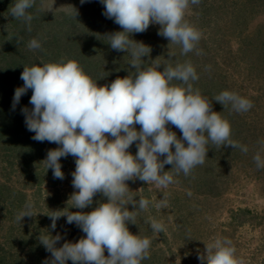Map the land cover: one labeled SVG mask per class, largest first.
<instances>
[{"label": "rangeland", "instance_id": "374dc122", "mask_svg": "<svg viewBox=\"0 0 264 264\" xmlns=\"http://www.w3.org/2000/svg\"><path fill=\"white\" fill-rule=\"evenodd\" d=\"M13 4L14 0H0V99L13 101L15 89L22 86L16 79L24 67L34 63L83 57L79 65L84 72L93 76L92 71L100 67L93 79L98 86L104 83L102 70L112 56L121 64L116 68L113 63L114 68L107 73L111 81L137 71L130 65L129 52L110 47L107 35L122 28L102 14L104 6L99 0L83 4L80 0H55L54 4L53 0H35L27 10L33 17L30 22L11 16ZM73 8L77 10L76 17ZM185 20L201 32L197 44L200 54L195 50L182 54L180 45L158 35L159 24H150L146 31L130 34V39L151 49L142 57L141 70L160 64L158 70L163 71L169 65L191 62L199 76L191 81L193 88L230 123V138L247 145L248 152L209 141L204 163L188 175L175 174L172 166L165 164L164 171L172 172L175 180L166 189L138 178L126 181L128 195L137 204L126 205L133 217L127 227L132 234L151 240L149 256L141 264H201L198 256L205 255V246L217 237L232 241L243 264H264V168H258L253 159L264 148V0H200L189 6ZM32 39L40 42L39 49L29 48ZM104 80L110 84L106 77ZM171 83L179 85L181 81L174 79ZM224 90L250 99L253 107L236 112L230 105H221L215 97ZM26 107L31 109L33 105L28 103ZM1 120L0 264H46L52 259L51 252L39 237L60 235L56 244L60 247L86 236L75 223H67L66 216L58 218L52 229L49 215L67 210L87 213L106 202L107 197L97 192L90 206L71 208L70 197L78 191L73 188L71 175L75 158L61 157L64 178H54L44 160L47 152L59 145L32 139L34 133L26 127L9 129L3 124V128ZM135 127L139 131L140 125ZM167 127L182 137L175 125ZM128 151L136 154L135 142ZM140 198L149 200L146 209L138 207ZM162 200L166 203L156 207ZM29 203L32 216L18 220ZM152 222L163 224L164 231L155 233ZM104 255H109L107 249ZM66 264L73 262L68 260Z\"/></svg>", "mask_w": 264, "mask_h": 264}, {"label": "clouds", "instance_id": "9594fccd", "mask_svg": "<svg viewBox=\"0 0 264 264\" xmlns=\"http://www.w3.org/2000/svg\"><path fill=\"white\" fill-rule=\"evenodd\" d=\"M80 2L83 4L86 0ZM99 2L104 6L102 14L122 28L107 35L110 47L129 52L130 65L137 71L98 86L97 80L87 75L77 61L34 63L24 67L20 76L24 83L14 91L13 107L31 89L29 103L33 107H24L21 111L27 130L34 133L32 139L59 145L49 150L44 160L46 169H52L53 177L64 178L61 157L75 158L71 175L73 188L78 191L70 197L71 208L90 206L97 192L107 197L106 202L98 203L87 213L67 210L49 215L52 229L58 218L66 216L67 223H75L86 236L60 247L56 246L60 235L48 233L39 237L51 252L52 259L46 264H66L68 260L73 264H141L149 256L151 240L132 234L127 227L133 217L126 205L137 204L128 195L126 181L138 178L166 189L175 180L172 172L164 171L165 164H170L175 174L188 175L195 166L204 163L209 141L248 152L247 145L230 138V123L212 109L207 97L193 88L191 81L199 76L191 62L169 65L163 71L158 70L160 64L141 70L142 57L151 49L143 42L130 39L131 33L144 32L150 24H159L158 35L180 45L182 54L194 50L200 54L197 44L201 32L185 20L189 6L199 4L200 0ZM34 4L35 0H14L10 14L30 22L33 17L27 10ZM73 9L76 17L77 10ZM40 47L37 39L29 43L30 49ZM174 79L181 84H172ZM215 101L230 105L236 112H247L253 107L250 99L229 90L220 92ZM169 124L181 130V138L167 127ZM136 125H140L139 131ZM134 142L135 155L128 151ZM262 152L264 148L253 156L258 168H264ZM149 203L140 198L138 207L146 209ZM165 203L162 200L155 206L159 208ZM31 208L30 203L26 204L18 220L32 216ZM151 227L155 233L164 231V225L159 222H152ZM105 249L109 253L107 257ZM205 253L198 256L201 264H243L228 238H215L205 246Z\"/></svg>", "mask_w": 264, "mask_h": 264}, {"label": "trees", "instance_id": "16d2710c", "mask_svg": "<svg viewBox=\"0 0 264 264\" xmlns=\"http://www.w3.org/2000/svg\"><path fill=\"white\" fill-rule=\"evenodd\" d=\"M58 47L59 46H56V48H58ZM80 54H82V53H80ZM75 56H78V55H75ZM72 57L74 59V55H72L71 58ZM76 59H77L76 61L78 63H80L79 60L83 59V57H80V58L77 57ZM110 60H111V62H108L106 64V69L102 70V72H103L102 78H103L104 83L102 82L100 84H103V85H106L107 84L105 82V80H104V77H106L107 78V81L109 83H111L112 81H111V79H109V77H108L109 75L107 76V73L109 74L110 73V70L114 68L113 63H115L116 68H117V66H119V64H121L119 62V59L118 58H115L113 56H112V59H110ZM81 64H82V62H81ZM94 65L97 66L98 64L97 63H94ZM98 68H100V67H97V69ZM97 69H95L94 71H92V73H94L93 76H91L86 70H85V73L87 75H89L92 79H95V78H97L96 76H98L95 73V71ZM94 75H96V76H94ZM4 79L7 80V77H4ZM16 81H18L19 84H22V85L24 83L23 80L20 79V78L16 79ZM3 82L5 84V81L4 80H2V83ZM6 82H8V84H10L8 80ZM9 86H11V84ZM30 91H31V89H29L26 94H24V95L21 96V99H20L19 103L16 104L15 107H13V101H10V100L8 101V98L7 97H3L2 99H0V101H1V104H0V119H2L1 121H3L2 127H3V124L5 125V127H8L9 129L10 128H12V129H14V128L20 129L22 127L23 128L26 127L25 122H24L25 121V118H22V116H24V115L22 114L21 109L24 108V107H26L27 104L29 103V101L26 100V99L29 98V95L31 94ZM10 115L11 116L12 115H15V116L11 117L12 119H10L9 118ZM6 117H7V119H6ZM5 121H6V123H4Z\"/></svg>", "mask_w": 264, "mask_h": 264}]
</instances>
